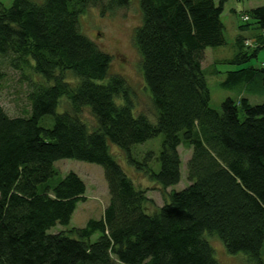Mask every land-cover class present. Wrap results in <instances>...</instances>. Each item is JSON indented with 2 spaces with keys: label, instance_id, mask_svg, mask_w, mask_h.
I'll list each match as a JSON object with an SVG mask.
<instances>
[{
  "label": "trees",
  "instance_id": "16d2710c",
  "mask_svg": "<svg viewBox=\"0 0 264 264\" xmlns=\"http://www.w3.org/2000/svg\"><path fill=\"white\" fill-rule=\"evenodd\" d=\"M100 1L0 2V56L13 54L31 72L29 113L9 117L0 106V264H220L208 243L213 236L225 252L264 264V103L227 97L213 110L201 72L204 49L225 44L220 14L227 0H138L133 44L154 121L134 112L125 79L108 74L110 55L78 30L83 7ZM245 14L259 30L256 45L236 36L227 64L245 63L264 47V4ZM246 21L239 29L248 28ZM67 71L75 82L66 80ZM255 79L264 87V65L227 71L219 85ZM63 98L66 108L55 114ZM83 108L95 121L91 129L80 118ZM47 114L48 128L38 124ZM159 134L156 155L132 157L133 145ZM108 143L164 191L180 179L178 147L189 149L188 184L146 212V190L126 175ZM61 158L100 165L108 200L99 218L52 233L68 223L85 192L70 171L48 182Z\"/></svg>",
  "mask_w": 264,
  "mask_h": 264
},
{
  "label": "rangeland",
  "instance_id": "374dc122",
  "mask_svg": "<svg viewBox=\"0 0 264 264\" xmlns=\"http://www.w3.org/2000/svg\"><path fill=\"white\" fill-rule=\"evenodd\" d=\"M12 0H0L5 7L10 6ZM34 3H41L43 0H31ZM264 0H227L220 14L223 24V38L225 44L221 46L206 47L204 57L201 62V72L204 76L209 92L208 106L219 111L223 99L231 98L238 100L243 96L251 104L264 103V87L257 79L237 87L225 88L220 86L227 71H234L248 66L260 67L264 65V47L260 48L255 57L249 58L245 63L238 65L227 64L226 60L231 59L236 53V46L233 43L238 35L246 37L248 41L253 40L258 34L251 19L248 18L249 26L246 29H239L240 25L245 24L240 19V15L251 7L259 6ZM79 32L93 41L102 51L111 57L108 74L115 73L122 76L129 85L133 96L135 113H143L148 116L150 121H154V110L150 103V96L144 86L142 74L139 68V56L133 44V32L140 23V12L138 0H128L125 6H108V0H101L96 4H86L83 11L78 15ZM256 44V43H255ZM253 48V47H252ZM248 48L246 50H250ZM0 71L3 73L0 80V106L9 117L25 116L29 113L28 93L30 92L31 74L27 65L17 61L13 54L0 56ZM39 78L37 75H35ZM34 79V76L31 75ZM35 77V79H36ZM66 80L75 82L72 73H65ZM42 79V78H41ZM72 85V84H71ZM66 108L65 99H60L59 105L55 109V114L62 112ZM80 118L85 122L89 129L95 125V121L86 108L80 113ZM53 115L42 116L38 124L42 127L52 125ZM162 135L154 136L143 143L135 144L131 148V155H138L136 160L141 161L147 151H152L155 155L160 150ZM109 151L113 158L122 166L126 175L133 181L135 186L146 190V201L144 209L152 212L165 200V195L172 191L184 188L188 181L186 179V161L190 150L179 146L177 149L180 158V179L168 187L165 191L151 180H148L141 172L130 167L122 152L115 145L109 144ZM53 166L56 174L48 182L54 184L67 172L75 173L84 183V200L76 203L75 208L67 224H56L49 228V232L67 231L71 227H81L85 222L92 218L97 219L101 216L103 208L108 200V193L103 179L102 168L95 163L80 161L72 158H61L55 160ZM154 170L158 169L157 163L153 165ZM159 187V188H158ZM167 192V193H166ZM97 234L91 236V241L95 240ZM208 243L213 247L215 259L220 264H250L246 256L241 252H225L221 242L216 237H209ZM261 258L264 260V242L261 246Z\"/></svg>",
  "mask_w": 264,
  "mask_h": 264
},
{
  "label": "built area",
  "instance_id": "2783aa9c",
  "mask_svg": "<svg viewBox=\"0 0 264 264\" xmlns=\"http://www.w3.org/2000/svg\"><path fill=\"white\" fill-rule=\"evenodd\" d=\"M242 19H243V20H245V19H246V17L244 16V17H242Z\"/></svg>",
  "mask_w": 264,
  "mask_h": 264
}]
</instances>
